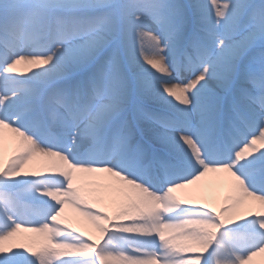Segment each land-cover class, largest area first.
<instances>
[{
	"label": "snow or ice",
	"instance_id": "snow-or-ice-1",
	"mask_svg": "<svg viewBox=\"0 0 264 264\" xmlns=\"http://www.w3.org/2000/svg\"><path fill=\"white\" fill-rule=\"evenodd\" d=\"M261 255L264 0H0V264Z\"/></svg>",
	"mask_w": 264,
	"mask_h": 264
},
{
	"label": "rangeland",
	"instance_id": "rangeland-1",
	"mask_svg": "<svg viewBox=\"0 0 264 264\" xmlns=\"http://www.w3.org/2000/svg\"><path fill=\"white\" fill-rule=\"evenodd\" d=\"M30 70H35V66H24L17 68L18 73L23 74H29ZM40 162V158H36L35 160L31 161L28 165L33 166L34 168H37L38 164ZM27 165V166H28ZM216 175V174H214ZM206 188H204V185H201L200 187L196 188L197 194H200L203 192V195L206 199L204 200H197L196 203H204L207 202L209 205L214 207H219L221 203L224 202V197L226 196L225 193L228 191L227 186H225L222 190L224 193L219 192L217 190V186L214 183L205 184ZM82 191L87 193L89 191L87 185L82 186ZM179 195H183L181 192L178 193ZM91 202V201H90ZM94 208H101L100 203H94ZM65 214L66 218L64 220L65 223L70 224L72 227L77 228L78 231H83L85 235H92L93 238H96L98 236V233L93 229H88L87 224L91 223L86 217L82 216L80 212H78L76 209L66 206L65 207ZM244 215H247L245 213ZM25 239H22V242L33 244V246H39V244L42 242V237H40L38 234H23ZM253 264H264V255L257 256L253 258Z\"/></svg>",
	"mask_w": 264,
	"mask_h": 264
},
{
	"label": "bare ground",
	"instance_id": "bare-ground-1",
	"mask_svg": "<svg viewBox=\"0 0 264 264\" xmlns=\"http://www.w3.org/2000/svg\"><path fill=\"white\" fill-rule=\"evenodd\" d=\"M24 66H28V65H19V67H24ZM26 170H36V168H34L31 165H28V166H26ZM206 183H207V185L211 184V183H214L217 186V190L219 192L224 193L222 189L226 186V184L224 182L223 177H220V176H217V175H214V174H209L207 177L203 178L200 182H198L197 185H193L189 189L181 190L180 192L182 194H185V193L197 194L196 188L200 187L201 185H204V188H206V185H205ZM227 194H228V191L225 193V195H227ZM101 208H103V210H105V211H108L109 214H112V212H113V208L111 206H108V205H105V204H101ZM243 212L245 214V213H247V210H243ZM65 213L66 212H64L62 214V217H61L63 222H64V220L66 218V214ZM87 228L94 230V228L92 227L91 223L87 224Z\"/></svg>",
	"mask_w": 264,
	"mask_h": 264
}]
</instances>
